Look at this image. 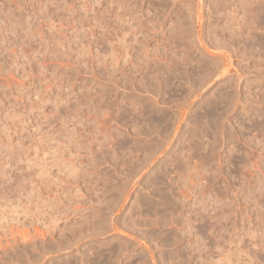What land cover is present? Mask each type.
<instances>
[{
  "label": "rangeland",
  "instance_id": "rangeland-1",
  "mask_svg": "<svg viewBox=\"0 0 264 264\" xmlns=\"http://www.w3.org/2000/svg\"><path fill=\"white\" fill-rule=\"evenodd\" d=\"M141 263L264 264V0H0V264Z\"/></svg>",
  "mask_w": 264,
  "mask_h": 264
},
{
  "label": "bare ground",
  "instance_id": "bare-ground-1",
  "mask_svg": "<svg viewBox=\"0 0 264 264\" xmlns=\"http://www.w3.org/2000/svg\"><path fill=\"white\" fill-rule=\"evenodd\" d=\"M201 224V223H200ZM203 224H204V221H203ZM129 225V224H128ZM206 226V225H205ZM130 227V226H129ZM135 227V226H134ZM133 228V227H132ZM207 229H209V227H207ZM141 231V230H140ZM201 231H202V229H201ZM212 231V230H211ZM205 232V231H204ZM138 233V232H137ZM202 234V233H201ZM204 235V234H203ZM206 237H207V235H205ZM152 238V237H151ZM166 239V238H165ZM202 239H203V237H202ZM167 242V241H166ZM205 242V241H204ZM213 242V241H212ZM201 243V242H200ZM207 243V242H206ZM216 244H217V242H216ZM202 245H203V243H202ZM200 247V246H199ZM220 247V246H219ZM122 248V247H121ZM110 250V249H109ZM123 251V250H122ZM108 252V251H107ZM183 252V251H182ZM121 253V252H120ZM119 256V255H118ZM140 256H142V255H140ZM170 256V255H169ZM140 258V257H139ZM183 258V257H182ZM141 259V258H140ZM207 260V259H206ZM183 261V260H182ZM184 263V262H183ZM142 264V263H141Z\"/></svg>",
  "mask_w": 264,
  "mask_h": 264
}]
</instances>
